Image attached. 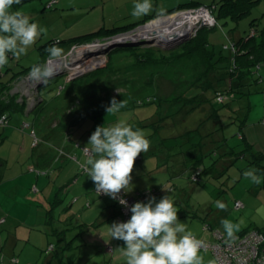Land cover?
Here are the masks:
<instances>
[{"label":"rangeland","instance_id":"1","mask_svg":"<svg viewBox=\"0 0 264 264\" xmlns=\"http://www.w3.org/2000/svg\"><path fill=\"white\" fill-rule=\"evenodd\" d=\"M48 1L50 0H21L19 4L12 6V11L22 12L30 17L31 22H36L40 26L46 27L48 31L47 34H41L35 44L29 47L26 53L15 57V60L10 57L12 54H8L9 62L1 68L2 72H5L7 67L13 68L17 72L34 66L41 61L42 50L39 47L56 38H66L79 31L83 32V29L95 23H102L106 24V27H111L113 24H127L130 23L128 22L130 20L138 19V16L132 15L134 4L132 2L125 4L126 0H61V5L65 7L63 13L59 11L58 5L52 9L46 8ZM102 1H105L101 5L104 7L102 10L104 19L96 20L85 15L87 14V8L90 9L94 4ZM199 8L187 10H192L190 15L193 17L196 15L195 10ZM158 13L156 12L154 16L164 15L167 12ZM211 14L213 15V13ZM120 18L122 20L117 22L116 20ZM168 18L175 17L171 14L160 16L156 19ZM252 20H255L259 29L264 27L263 3L255 6L249 15L240 19L234 31H230L235 25L230 21L214 30L207 31L209 49H215L219 55L227 56L229 51L223 45L229 43L228 36L245 37L249 32V23ZM177 21L187 22L188 20L184 15ZM187 23L189 24V22ZM215 23L216 19L214 18V21L208 25L199 23L198 25H202V28H207L208 30L214 28ZM144 26L139 27L134 32L139 31ZM159 41V39L154 41L153 37H142L134 41L98 39L88 44L73 45L67 49L61 48L60 57L54 60L48 58L44 62V65L49 64L55 70V75L47 83L34 80L30 76V70L12 80L9 87L5 89L3 94L5 97H1V100H3L1 103L11 99L13 104L16 105L13 107H20L23 112L21 114H11L9 122L6 117L0 116V165H2L0 173H4L5 180H10L14 175H17L16 171L22 170V167L31 166L40 173L48 171L45 168H41L43 160L51 159L54 162L53 165L62 163L63 168L61 170L51 169L47 176L41 175L40 177L38 176V179L40 178V186L46 185L48 182L52 184L50 191L52 195L60 187L68 185L70 196L64 199L66 204L72 203L67 210L68 214H63V216L68 215V219H72L68 222V225L61 226L54 220L55 223L49 226L46 223V217L48 216L46 205L40 206V202L37 199L34 201L31 198L34 195L30 196V182L26 183L27 177L31 176L32 178L36 174H33V176L31 174L30 176L24 175L26 178L22 182H3L1 184L2 188H4L3 191H8V193H6V197L0 200V205L6 211H9L12 217L8 219L4 229H15V225H20L16 231V238L19 240L17 249L20 251L24 245H27L23 253L21 255L18 254L17 264H42L49 255H54L55 252L62 253V246L59 249L57 236L61 235V231L64 229H67L65 242L71 241L76 236L71 241L73 250L67 249L66 251V256L63 260L65 264H126L124 255L125 244L122 240H114L112 244L114 255L113 259L110 260L104 256V250L98 252L99 246L84 244L87 240L86 236H78L79 225H93L92 223L97 225V221L100 223L99 219L102 211L108 209V206H112V201L114 202L109 196L101 197L95 192V185L88 178L83 167L86 165L88 158L85 147L89 150L91 149V145L87 144L97 126L112 127L120 121L126 122L134 129L143 130L146 137L150 135H152V138L160 136L162 147L167 148L166 151L169 156L162 158V161L156 157V154L154 156H146L145 153H141L135 161L132 176L139 174L149 176L143 183L145 186H141L139 192L132 194L135 195L133 197L129 194L126 195L124 192L122 193L127 198L140 201V196H144V192L147 191L145 190L146 186L149 187V193L152 196L158 193L163 186L172 185L170 176L166 177L154 171L161 168L160 164L162 162H166L164 165L167 171L175 169L176 166L172 160V155L182 152V149L184 152V148L181 146L182 141L173 138L177 134L178 136L181 134L180 125H177L172 131L170 129L165 130L156 123L155 103H148L143 106H138V104L148 101L153 102L154 99H157L162 106L163 112L171 111L172 109L169 105L171 98L174 95L185 93L188 89L198 84L203 78L201 76L205 75L206 72L205 66L201 65L200 61L198 62V58L194 54L189 58H181L180 61L172 60L165 63L158 59V64L132 66L134 62L132 54L135 52L132 48H138L140 51H136L142 52L141 50L143 49L157 47L156 45L159 44ZM187 41L184 40L172 43L166 48L164 46L159 48L167 52L179 48ZM90 61H92L91 64H89ZM81 66L85 67L82 68ZM213 74L208 72V76L211 78ZM260 75L264 79V68L260 70ZM263 88L264 83H259L245 87L242 92L247 93L246 95L252 99L259 94L263 99ZM199 92L200 88H195L190 90L187 95L191 97ZM113 97L118 102L123 101L124 107L120 108L116 113L107 114L105 105L110 104ZM242 99L229 100V107L235 112H230L229 108L213 103L214 108L218 110L219 120L206 123L210 130L215 131L218 128L217 135L222 139L223 137L226 138L228 143L231 141L235 143L238 140V135L234 133L236 128L231 127V122L235 120L236 115H241L236 111L241 112L246 108L248 98ZM258 112L263 114L262 109H257L255 106L253 114L256 115ZM229 113L232 117L228 120L226 119L228 116L225 117L224 115H229ZM196 118H202L198 111L192 113L181 125L191 130L197 120ZM7 123L8 126H6ZM200 128L202 133L204 126ZM156 131L158 132L157 134L155 133ZM260 133L264 134L263 125L260 127ZM258 136L264 138V135ZM195 138L197 137L194 136L193 140ZM159 152L156 153L160 154ZM213 161H218L214 155L203 158L204 168L209 167ZM241 166H246V162L242 159H237L228 168H236L238 177H240L242 172L238 167ZM235 170L231 171L232 174L230 173L231 179L227 174H223L222 177H225V179L220 181L223 182L229 179V184L227 188L225 187L226 193L224 194L228 210L226 219L233 224L242 226L248 224L244 219L248 216L245 215L241 221H237L241 217L242 212L235 209L234 201L238 200L241 203L242 198L244 202L247 201L248 198H245L244 195L248 194L250 196L251 193H247L246 188L252 187L251 190L257 193V185L260 184H255L246 178L240 182L238 177L235 176ZM150 173L151 175H149ZM206 175L207 173H204L203 179L206 178ZM174 184L178 185L177 182H174ZM153 185L154 188H152ZM182 185L183 187L187 186L186 183ZM194 186L198 190L187 192L189 200L191 203L194 202L195 205H197V202L202 203L206 199H210V191L215 190L213 184H208L207 182L194 184ZM220 186L218 184L215 185L217 188ZM164 192H167V190H161L162 194ZM169 196L173 197L171 193ZM50 197L52 199V196ZM217 200L219 199L214 198L212 202L213 208ZM115 206H117L116 203ZM3 216L6 215L3 214ZM5 235L6 233L4 237ZM40 240H42L41 243L36 242ZM206 241H213V236ZM28 250L32 255L26 254ZM199 255L203 258L202 264H218L210 251H199ZM105 260H108V262Z\"/></svg>","mask_w":264,"mask_h":264},{"label":"trees","instance_id":"2","mask_svg":"<svg viewBox=\"0 0 264 264\" xmlns=\"http://www.w3.org/2000/svg\"><path fill=\"white\" fill-rule=\"evenodd\" d=\"M104 3L105 1H102L98 4L101 6ZM261 3L264 4V0H187L181 2L170 11H164L167 12L164 15L154 16L155 14L146 13L138 19L128 21L130 23L127 24H113L111 27L99 28L87 34L77 35L68 39L56 38L55 40H51L39 47V49L42 50V55L40 57L41 61L34 66L44 65L45 60L50 58V54L46 50L52 45H56L57 47H60V49H67L73 45L88 44L98 39L112 40V38L116 36L132 32L160 16L171 15L177 11L187 10L190 8L195 9L198 7H206L210 10L212 8L211 11L216 19L214 28L208 30L207 28H199L196 31L195 36L189 39L186 43L182 44L179 48L167 52L159 48L161 44H157V47L155 48L143 49L141 50L142 52H137L140 51L138 48H132L135 50L132 54L134 56L132 66H149L152 64H158V59L165 63L172 60L180 61L181 58H189L192 54H194L197 56L198 62L200 61V64L205 66L206 72L205 75L201 76L203 78L198 84L188 89L185 93L174 95L171 98L169 102L172 109L171 111L163 112V109H161L162 106L157 99H154L153 102H142L141 104H138V106L155 103L157 114L156 123H158L159 126L165 130L170 129L172 131L177 125H180V130H182L180 131L181 134L179 136L177 134L176 137L174 136L173 138H177L182 141L183 145L181 144V146L184 148V155L186 157L184 158V163L189 164L186 169H188V179L192 184H201L205 182V180L201 177L203 171L206 170L202 165V159L212 155L217 157V160L223 159V169H221L222 171L218 170L217 173L219 176L224 173L223 171L225 169L233 165L237 159H242L246 162V166L240 167L242 173H244L245 167L252 164L258 165L260 171L264 173V158L262 159L254 155H247L244 151L239 153L235 152L234 148L231 146L232 143H228L226 138L223 137L222 139L217 135L219 130L218 128L215 129V131L209 130V133H206L205 135L200 131V127L202 126L203 128L204 123L219 120L218 110L214 108L213 103L228 108V103L230 102L229 100H235L232 98L233 96L237 99L247 96V93L242 92L245 87L264 83V79L260 75V70L264 68V27L259 29L256 26L255 20H252L249 23V32L245 37L228 36L229 43L223 45V47H226L225 49L229 51L227 56H221V54L219 55L215 49H209V38L206 32L225 25L228 21L235 24L230 29V31H234L238 21L249 15L251 10ZM56 5L59 6V11H65V7L61 5V0L48 1L46 8L52 9ZM164 12H162V14ZM109 42L112 43L113 41ZM10 57L15 60L13 55H10ZM32 67L33 66L24 68L17 72L14 71L13 68L9 67L6 68L5 72H2L0 68V116H3L4 118L6 117L8 122L11 118V114H21L23 111L20 107H13L16 105L13 104L11 99L5 103H1L3 101L1 100V97H5V95H3L5 89L9 87L12 80L29 72ZM208 72L214 73L212 76L214 79L208 76ZM195 88H200V92L189 97L187 95L188 92ZM60 89H62V87H60ZM218 95L223 97L222 102H218L216 100ZM107 106H110V104L105 105V107ZM195 111H198L202 118H196L197 120L194 123L193 128L188 130L181 124ZM101 112H103V110H101ZM169 125H172L173 127ZM6 126H8V123ZM151 136L152 135L148 136V138H151ZM194 136L197 137L194 139L196 141L193 140ZM207 140L208 142H206ZM224 146H227L231 152L226 154L218 151ZM228 155L230 156L229 159H227ZM212 163H217V161H213ZM196 172H199V178L196 182H193L191 177ZM147 196L150 195H146V197ZM145 198H143V200ZM207 227L209 229V226ZM259 232L264 235V232ZM243 233L244 232L240 234ZM66 249L67 247H64L62 250L64 251ZM60 254V252H55L50 259L47 261L45 260L42 264H65Z\"/></svg>","mask_w":264,"mask_h":264},{"label":"crops","instance_id":"3","mask_svg":"<svg viewBox=\"0 0 264 264\" xmlns=\"http://www.w3.org/2000/svg\"><path fill=\"white\" fill-rule=\"evenodd\" d=\"M128 2H132L133 4H135L137 2H143V0H126L124 3L127 4ZM181 2H184V1L182 0H150L151 9L147 13H152V14H156V12L162 13L164 11H168V10L175 8ZM109 7L111 9L110 5ZM103 8L104 7L100 6L99 4H94V6H92L90 9L87 8L86 10L87 14L85 15L90 16L96 20H102L104 19L102 15ZM60 12L63 13L64 10H61ZM143 15L144 14L138 15V18L142 17ZM120 20H122V18L117 19L116 21L118 22ZM103 27H106V24L95 23L83 29L82 30L83 32L79 31L75 34L69 35L66 38H60V39H68V38H71L77 35L87 34L89 32L95 31ZM263 91H264V88H263ZM234 97L235 96H233L232 98L236 100L237 98L236 97L234 98ZM242 98L243 99L248 98V100L246 101L247 102L246 108H244L241 112L236 111L237 113H240L241 115H236L235 120L231 122L232 124L231 127L236 128L234 133L238 135L237 137L238 140L235 143H232V141L230 142L232 143L231 146L234 148L235 152L237 153L244 151L247 155H254V156H257L263 159L264 158V138H261L258 135H264L260 133V127H262L263 125L262 121L264 119V98L262 99V96H260L259 94H257V97L253 99L249 97L248 95ZM255 106L257 109H262L263 114L261 112L256 113V115L253 114ZM228 108L230 112H235L231 107L228 106ZM224 116L225 117L228 116L226 118L228 120L229 118L232 117L230 116V113L229 115L226 114ZM203 126H204L203 134L205 135L206 133H209L210 129L208 128L206 123H204ZM155 133L157 134V132ZM146 138L150 141V148L145 153L146 156H154L156 154V157L161 160L162 158L164 159V157L167 158L169 156L168 152L166 151L167 148L162 147V139L160 136L158 137L154 136L153 138L152 137L148 138L147 136ZM206 142H208V140ZM158 151H160L159 152L160 154L156 153ZM181 151L182 152H177V154L172 155L173 156L172 160L175 162L174 165L176 166L174 170L167 171L164 165V163L166 164V162L164 163L162 162L160 164L161 168L157 169L156 171L153 170L154 172H157V174H160V175L163 174L166 177L170 176L171 183L173 186L172 185H169L168 187L163 186L161 190L162 191L167 190V192H164L162 194L161 190H159L158 193H155L152 196H154L156 200L159 201L163 196L169 195L171 193L173 196L171 198L174 202V206L177 207L178 209V213H177L178 219L180 220V222L185 224L187 231L191 232L192 235L196 239L210 240L211 236H213L214 231L220 232L225 238H230L227 236L223 226L221 225V220L226 219L228 215L227 214L228 210L225 212V211H221L217 209L216 207L213 208L212 202L214 201V198H215V199H219V201L227 205V201H225L224 199V194L226 193L225 187L226 188L228 187L229 179L227 181L224 180L223 182L220 180L225 179V177H222L223 174H227V176H229V178L231 179L230 173L232 170H235L236 168L235 169H231V168L225 169L223 171L224 173L221 176H219L217 173H218V170L222 171L221 169H223L222 168L223 159L218 160L217 163H214V164L211 163L209 167H205L204 169L206 170L203 171L201 177L203 178L204 173H207L206 178L204 180L208 184H213V187L215 188V190L210 191V199L208 198L205 200V202H202V203L197 202V205H195L194 202L191 203V201L189 200L188 192L195 191L198 189H196V186H194V184H192L188 179V169H186V167L189 164L184 163L185 161L184 158L186 157L184 155L183 149ZM218 151H220L221 153H226V154L231 152L227 146H224L221 150H218ZM229 157L230 156L228 155L227 159H229ZM42 163L43 165L41 168H45L46 170H48L44 173H40L36 171V169H34L31 166L22 167V170L16 171L17 175H14V177L10 180H5L4 173H0V200L6 197V193H8V191H3L4 188H2L1 186L3 182L5 183H8V182L14 183L16 181L22 182V180L23 179L25 180L26 178L24 175L30 176L31 174L33 176V174H36L35 177L33 176L31 178L30 176L26 178L27 180L26 183L30 182V185H29L30 196L34 195L31 198L34 201L35 199H37L40 202V206H44V204L46 205L45 208L47 209L46 211L48 212V216L46 217V223H48L49 226L52 223L53 224L55 223L54 220H56V222L61 224V226H67L68 222L72 220V219H68V215L63 216L64 213L68 214L67 210L72 204V203L69 205L66 204V200L64 199L65 197L70 196V190L67 188L68 185L64 187L63 186L60 187L59 190L55 192L54 195H52L50 192L52 184L48 182L46 185L44 184L40 186V178L38 179V176L39 177L41 175L47 176L51 169L61 170L63 168L62 163L53 165L54 162L51 159L45 160V161L43 160ZM202 165L204 166L203 162H202ZM1 166L2 165H0V168ZM249 168H255L258 170L257 175L261 177V183L260 185H257L258 186L257 193L251 190L252 187L246 188L247 193H251L250 196L248 194L244 195L245 198H248L247 201L244 202L243 198L241 200V203L238 200L234 201L235 202L234 205L237 202L240 204V206L235 207V209L242 212L241 217L237 219V221H241V219L245 215L248 216L244 218L245 221L248 222V224H245L242 226L239 225V230L234 232V236H237L238 234L248 231V230H257V231L264 232V173L260 171L258 165L256 164H252V165L245 167V170ZM238 169H240V167H238ZM149 175H151V173ZM235 176L238 177L236 170H235ZM147 177L149 176H144L142 174L135 175L132 180V184L134 185L133 190L127 194L131 195V197L135 196L132 194L139 192L140 191L139 188H141V186H145L143 185V183L146 181ZM244 179L245 177L243 173H241L240 177H238V180L241 182ZM68 180H71V179H68ZM176 180H179V181H176ZM174 182H177L178 185L174 184ZM183 182L187 184L186 187H183L182 185L184 184ZM216 184L221 185V186L217 188L215 187ZM152 188H154V185ZM145 190L147 191H145L144 193L150 191L149 187L147 186ZM37 195L39 196L38 198H37ZM50 196H52V199ZM152 196L150 194V196L149 197L147 196L144 200L142 199V196H140V201H137V200H134V201L146 203L147 200ZM112 206L114 207L112 208ZM112 206H108L109 207L108 209H104L102 211V215L99 219L100 223H98L97 221L96 222L97 225H95V223H92L93 225L91 224L79 225L80 227H79V234H78V236L81 235L82 237L84 236L87 237V240L84 244H89L92 246H99V249H97L98 252L101 250H104L103 252L104 256L108 257L110 260L113 259L112 257L114 255V252L112 250V247H113L112 244L115 240V239H111L110 225L112 224V222L113 223L117 222V217L119 216V207L115 206V203L113 201H112ZM182 213L183 215H181ZM3 214L6 216H3ZM9 218H12L9 211H6L0 205V264H17L16 263L17 258L19 257L18 254L21 255L23 253L24 248L27 246V245H24V247L20 251L17 249L19 240L16 238V231H17V227L18 226L20 227V225H15V229H4V226L7 224V221ZM206 226H209V229L205 230ZM63 231L65 232L63 233ZM63 231H61V235L59 234L57 236L59 248L62 246L61 249H63L66 246L67 249L73 250V247H71L72 246L71 241H73V239L76 236L72 238L71 241L65 242L67 229H64ZM5 233L6 235L4 237ZM36 242L41 243L42 240L36 241ZM210 242H213V241H210ZM67 249L62 251V253L60 254L63 260L66 256ZM26 254L32 255V253H30L29 250L26 251ZM50 257H52V255H49L46 258V261L50 259ZM105 261L108 262V260H105Z\"/></svg>","mask_w":264,"mask_h":264},{"label":"clouds","instance_id":"4","mask_svg":"<svg viewBox=\"0 0 264 264\" xmlns=\"http://www.w3.org/2000/svg\"><path fill=\"white\" fill-rule=\"evenodd\" d=\"M21 0H0V68L8 64V54L19 57L26 53L41 34H47L48 29L20 11H12L14 4ZM151 9L150 0L137 2L133 6L132 15L146 14ZM58 43V42H57ZM46 51L51 59L60 57L62 50L56 45ZM55 75L53 66H33L30 76L43 83ZM124 107L123 101L112 98L106 112L116 113ZM85 147L88 156L83 166L88 178L95 185V192L118 200V203L128 208V202L120 195L133 190L132 184L135 161L141 153L150 148V141L141 129L120 121L112 127L97 126L91 134ZM258 170L249 168L244 171L246 179L255 184L261 183ZM215 207L221 211L227 210V205L217 200ZM131 217L126 222H114L110 225L111 239L122 240L125 244L124 255L126 264H202L199 255L202 241L196 239L187 231L184 223L178 219V209L169 195L159 201L154 196L147 202H136L130 207ZM228 237H233L239 230L238 224L228 219H222Z\"/></svg>","mask_w":264,"mask_h":264},{"label":"built area","instance_id":"5","mask_svg":"<svg viewBox=\"0 0 264 264\" xmlns=\"http://www.w3.org/2000/svg\"><path fill=\"white\" fill-rule=\"evenodd\" d=\"M191 11L192 10H182L175 12V14H173L175 18H171L175 20L173 22L176 23L175 26L182 27L184 29L187 28L192 35H195L196 31L199 28H202V25H208L214 21V16L211 14L212 11L206 7H200L198 10H195L196 15L193 17L190 15ZM184 15L190 25L187 22L177 21ZM185 23L187 24L185 25ZM198 23L202 25H198ZM216 100L218 102H222L223 97L218 95ZM262 124L264 126V120L262 121ZM198 178L199 172H196L191 177V180L196 182ZM144 194L145 195L142 196V199L145 198L146 195H150L149 192ZM120 195L128 202L129 207L125 208L118 203V200H114L119 207L117 222H126L131 217L130 207L136 203V201L131 198H127L122 192ZM100 196L104 197L107 195L100 194ZM239 206L240 204L237 202L235 207ZM206 229H208L207 226L205 227V230ZM200 241H202L200 251H210L218 264H264V235L257 230H248L243 234L231 238H225L220 232L214 231L213 242H207L206 240L201 239Z\"/></svg>","mask_w":264,"mask_h":264},{"label":"water","instance_id":"6","mask_svg":"<svg viewBox=\"0 0 264 264\" xmlns=\"http://www.w3.org/2000/svg\"><path fill=\"white\" fill-rule=\"evenodd\" d=\"M158 20L161 19H155L152 20L150 22H148L144 28L140 29L137 32H133V33H126L123 35H119L114 37L113 39H119V40H128V41H134L135 39L138 38H152L155 40V37L157 38L159 35H161L167 28H159V27H149V25H151L152 23L157 22ZM170 28V27H169ZM195 35H192L190 32H188L187 34H171L169 35L164 41L160 40L158 43L161 44V46H164L165 48L168 47V45L172 44V43H176V42H181L184 40H189L191 38H193ZM151 41V40H149ZM163 47V48H164Z\"/></svg>","mask_w":264,"mask_h":264},{"label":"bare ground","instance_id":"7","mask_svg":"<svg viewBox=\"0 0 264 264\" xmlns=\"http://www.w3.org/2000/svg\"><path fill=\"white\" fill-rule=\"evenodd\" d=\"M174 20L171 18L168 19H161L158 20L155 23H152L151 25H149V27H162V28H167L161 35H159L156 39L162 40L164 41L169 35L171 34H184V33H188V29L187 28H182V27H178L175 26L176 23H173ZM169 25V26H168ZM167 26V27H164ZM170 27V28H169ZM155 39V40H156ZM92 60V59H91ZM92 61L89 62V64H91ZM82 68L85 66H81Z\"/></svg>","mask_w":264,"mask_h":264}]
</instances>
